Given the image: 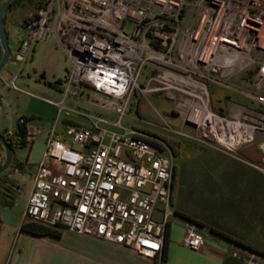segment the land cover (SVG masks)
Listing matches in <instances>:
<instances>
[{"label": "built area", "instance_id": "2783aa9c", "mask_svg": "<svg viewBox=\"0 0 264 264\" xmlns=\"http://www.w3.org/2000/svg\"><path fill=\"white\" fill-rule=\"evenodd\" d=\"M22 25L24 36L12 58L18 67L8 79L0 74L4 87L20 90L22 64L37 42L52 39L69 62L66 94L77 96L71 86L88 87L101 106L109 102L121 116L135 92L161 93L197 129L199 140L229 154L256 142L260 160L249 165L264 174V0H43ZM147 68L142 85L139 77ZM213 85L246 101L227 98L223 108L213 109ZM53 105L57 117L85 115L63 101ZM17 123L24 126L25 118ZM63 134L71 142L53 128L45 139L24 220L160 257L174 215L171 150L96 124L68 122ZM4 135L20 147L16 130ZM4 153L0 145V166ZM185 222L182 243L199 250L204 236L197 224ZM231 247L230 256L241 264H264V255Z\"/></svg>", "mask_w": 264, "mask_h": 264}, {"label": "rangeland", "instance_id": "374dc122", "mask_svg": "<svg viewBox=\"0 0 264 264\" xmlns=\"http://www.w3.org/2000/svg\"><path fill=\"white\" fill-rule=\"evenodd\" d=\"M37 8L36 0H20L6 12L5 28L11 59L0 71L5 79L10 78L18 67L12 58L24 36L22 23ZM68 66V60L52 39L37 42L16 78V85L23 92L4 87L0 80V131L15 130L17 119L22 115L32 117L31 122L39 124L52 120L60 122L65 117H57L53 101H63L64 106L85 113L69 116L79 124H96L109 132L139 135L161 142L174 157L173 210L201 222L197 225L201 233L208 234V228L212 226L264 252V174L249 165V162L258 163L260 160L256 142L243 145L236 153L229 154L207 139L199 140L197 129L184 122L172 101L158 92H135L126 105L125 113L120 116L108 107L109 102L101 106L102 101L95 99L88 87L71 86L77 96L64 92L66 84L63 80L60 91L49 87L46 81L56 82L55 79L62 78ZM150 70L144 69L140 74L142 85H146ZM210 93L213 109L223 108L227 98L246 101L244 97L216 85L211 86ZM74 147L77 148L78 144L74 143ZM14 149L25 159L28 149L18 146ZM12 171L10 166L7 176L0 181V205L13 200L7 211L10 215H20L32 179L25 173L18 176L19 181ZM173 220L175 217L170 215L169 221ZM231 246L229 243L228 251Z\"/></svg>", "mask_w": 264, "mask_h": 264}, {"label": "crops", "instance_id": "0c3cea01", "mask_svg": "<svg viewBox=\"0 0 264 264\" xmlns=\"http://www.w3.org/2000/svg\"><path fill=\"white\" fill-rule=\"evenodd\" d=\"M52 76L57 78L55 74ZM65 76L66 74L55 79L60 81L56 90L60 91L59 86L62 80H65ZM48 82L50 81L47 80L46 83ZM22 116L27 118L24 125L26 143L23 147L28 149V154L23 159L14 149L10 165L19 181L20 174L27 173L32 178L51 128L62 135L65 141L71 142L69 137L63 134L64 126L68 122L78 123L71 118H65L60 122L52 120L39 124L31 122L32 117ZM262 178L264 180V177ZM24 206L20 215H10L7 211L9 207L0 205V264H160L163 254L165 264H241L239 260L230 256L227 248L230 242L210 232L208 234L202 232L204 245L199 250H189L185 247L182 238L186 220L175 213L173 216L176 220L170 221L165 229V244L161 256L154 259L138 254L132 247L68 229H61L59 237L37 236L21 231L19 226L24 221L22 215Z\"/></svg>", "mask_w": 264, "mask_h": 264}, {"label": "trees", "instance_id": "16d2710c", "mask_svg": "<svg viewBox=\"0 0 264 264\" xmlns=\"http://www.w3.org/2000/svg\"><path fill=\"white\" fill-rule=\"evenodd\" d=\"M20 0H13L10 7L8 8L7 11L10 10L11 7H13L15 4L19 3ZM43 3V0H36V5L37 7H40ZM4 20H5V16H4ZM59 81L56 82H48L49 86H53L55 89L57 88V85L59 84ZM27 119V118H25ZM18 132V135L21 137L20 139V147H23L25 145V138L26 137V130L24 128V126H19V124L17 123L16 129ZM13 149L15 148L12 145ZM17 167L18 169H20V164L17 162ZM175 175V173H174ZM7 176V171L3 172L0 175V181L2 179H4ZM13 203V200H9L4 202L2 205L3 206H10ZM175 214L180 215L182 217H185L187 219H190L191 222H194L195 224H199L201 222H199L198 220H195L194 218H190L189 215L181 213L180 211L175 210L174 211ZM19 229L21 231L24 232H28L31 233L33 235H51V237H59L61 232L58 229H54L51 228L50 226H45V225H41L39 223H35L34 221H28V220H24L20 226ZM208 230L212 233V234H216V235H220L221 237H224V239L228 240L230 243L234 244L235 246H241L242 248H247L253 251L258 252L261 255H264L263 251H259L258 249H256L255 247H253L252 245H249L247 243L242 242L240 239L234 238L233 236H229L228 234H225L223 231H218L217 229H214V227L210 226L208 228ZM165 254L162 255V261L160 262V264H165Z\"/></svg>", "mask_w": 264, "mask_h": 264}, {"label": "water", "instance_id": "95a60500", "mask_svg": "<svg viewBox=\"0 0 264 264\" xmlns=\"http://www.w3.org/2000/svg\"><path fill=\"white\" fill-rule=\"evenodd\" d=\"M13 0H0V47H1V55H0V71L7 66L10 60V47L7 40L6 28H5V20L4 16L8 8L10 7ZM186 123L190 124V122ZM5 135L0 131V145L4 150V161L0 166V175L7 171L10 167L13 159L14 149L12 145L5 139Z\"/></svg>", "mask_w": 264, "mask_h": 264}]
</instances>
